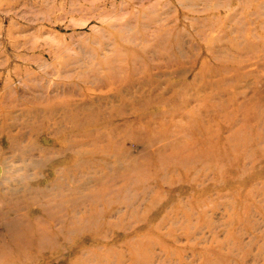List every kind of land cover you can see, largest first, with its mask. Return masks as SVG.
<instances>
[{
    "label": "rangeland",
    "instance_id": "obj_1",
    "mask_svg": "<svg viewBox=\"0 0 264 264\" xmlns=\"http://www.w3.org/2000/svg\"><path fill=\"white\" fill-rule=\"evenodd\" d=\"M0 264H264V0H0Z\"/></svg>",
    "mask_w": 264,
    "mask_h": 264
}]
</instances>
